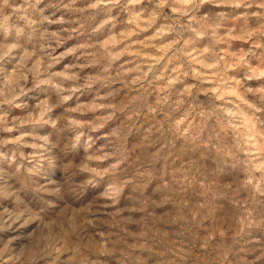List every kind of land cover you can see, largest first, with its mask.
Masks as SVG:
<instances>
[{"label": "clouds", "instance_id": "1", "mask_svg": "<svg viewBox=\"0 0 264 264\" xmlns=\"http://www.w3.org/2000/svg\"><path fill=\"white\" fill-rule=\"evenodd\" d=\"M0 264H264V0H0Z\"/></svg>", "mask_w": 264, "mask_h": 264}]
</instances>
